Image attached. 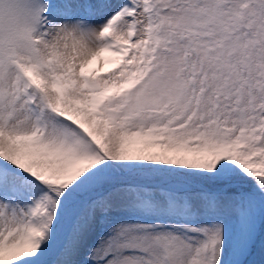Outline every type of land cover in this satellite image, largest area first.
<instances>
[{
    "label": "snow or ice",
    "instance_id": "6c2138e0",
    "mask_svg": "<svg viewBox=\"0 0 264 264\" xmlns=\"http://www.w3.org/2000/svg\"><path fill=\"white\" fill-rule=\"evenodd\" d=\"M0 264H264V0H0Z\"/></svg>",
    "mask_w": 264,
    "mask_h": 264
},
{
    "label": "rangeland",
    "instance_id": "374dc122",
    "mask_svg": "<svg viewBox=\"0 0 264 264\" xmlns=\"http://www.w3.org/2000/svg\"><path fill=\"white\" fill-rule=\"evenodd\" d=\"M107 67H111V66L109 65V66H107Z\"/></svg>",
    "mask_w": 264,
    "mask_h": 264
}]
</instances>
